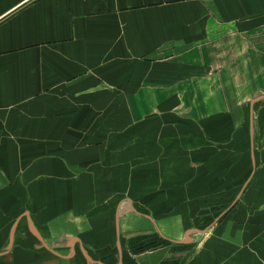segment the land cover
Here are the masks:
<instances>
[{"label": "crops", "instance_id": "1", "mask_svg": "<svg viewBox=\"0 0 264 264\" xmlns=\"http://www.w3.org/2000/svg\"><path fill=\"white\" fill-rule=\"evenodd\" d=\"M235 31L264 32V0H0V221L18 219L21 253L134 264L121 239L143 219L137 168L172 144L184 156L212 148L209 70ZM181 96H201L184 124ZM123 123L126 136L91 140V126Z\"/></svg>", "mask_w": 264, "mask_h": 264}, {"label": "rangeland", "instance_id": "2", "mask_svg": "<svg viewBox=\"0 0 264 264\" xmlns=\"http://www.w3.org/2000/svg\"><path fill=\"white\" fill-rule=\"evenodd\" d=\"M233 34L232 51L219 49V61L209 70V75L219 76L212 148L184 156L172 144L164 160L137 168L133 184L141 185L137 214L143 219H138V230L131 237L122 234L128 253L123 252L122 263L129 259L134 264H264V32ZM225 74L227 79L222 80ZM200 97L177 98V123L184 124L189 113L197 112ZM155 99L163 101V97ZM90 110L94 124L101 114L94 107ZM124 125L91 126L89 135L91 140L113 132L124 137L132 130ZM73 132L80 134L81 129L74 127ZM62 147L66 145L59 144ZM90 147V153L100 150L98 144ZM127 163L123 161V171ZM147 193L152 207L146 205ZM6 220L0 221V264H60L64 258L73 264L103 262L93 255L23 254L15 231L18 219ZM29 246L32 253L46 251Z\"/></svg>", "mask_w": 264, "mask_h": 264}]
</instances>
